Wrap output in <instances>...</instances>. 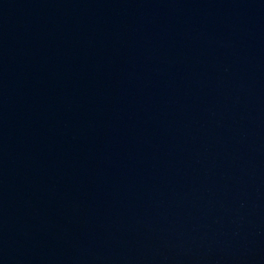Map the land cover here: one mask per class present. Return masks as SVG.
<instances>
[{
	"label": "water",
	"instance_id": "obj_1",
	"mask_svg": "<svg viewBox=\"0 0 264 264\" xmlns=\"http://www.w3.org/2000/svg\"><path fill=\"white\" fill-rule=\"evenodd\" d=\"M78 0H0V264H33L50 120Z\"/></svg>",
	"mask_w": 264,
	"mask_h": 264
}]
</instances>
